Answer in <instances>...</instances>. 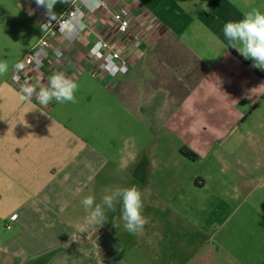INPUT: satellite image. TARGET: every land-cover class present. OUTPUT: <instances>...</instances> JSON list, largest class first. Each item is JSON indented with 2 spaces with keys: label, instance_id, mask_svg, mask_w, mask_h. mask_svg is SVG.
Masks as SVG:
<instances>
[{
  "label": "crops",
  "instance_id": "1",
  "mask_svg": "<svg viewBox=\"0 0 264 264\" xmlns=\"http://www.w3.org/2000/svg\"><path fill=\"white\" fill-rule=\"evenodd\" d=\"M120 4L154 24L133 25L143 37L127 73L94 75L89 47L109 21L104 13ZM253 8L264 12V0H110L65 45L71 58L48 61L22 88L11 71L41 28L24 12L0 18L8 66L0 75V264H264V69L242 61L223 35L225 22ZM10 23L25 30L10 38ZM55 72L78 84L75 103L24 98ZM103 92L116 104V130L144 139L88 140L86 118L104 109ZM132 186L147 220L140 234L125 230L120 203L104 224L87 220L84 197L99 203L105 188Z\"/></svg>",
  "mask_w": 264,
  "mask_h": 264
},
{
  "label": "built area",
  "instance_id": "2",
  "mask_svg": "<svg viewBox=\"0 0 264 264\" xmlns=\"http://www.w3.org/2000/svg\"><path fill=\"white\" fill-rule=\"evenodd\" d=\"M109 1L68 0L61 13L48 15L45 7L31 0V7L26 11L38 21L42 35L14 65L10 76L12 84L17 88L29 86L48 61L59 63L69 60L71 57L65 45H72L81 34L88 31L89 17L97 10L107 8ZM109 13L108 25L96 33L89 47V55L94 75L116 77L129 71L130 50L138 48L142 41L143 34L136 31L133 25L137 23L146 30L154 22L149 13H137L125 4L110 8ZM34 98L37 104L45 106L39 102L37 95ZM13 218L15 215L11 216Z\"/></svg>",
  "mask_w": 264,
  "mask_h": 264
},
{
  "label": "clouds",
  "instance_id": "3",
  "mask_svg": "<svg viewBox=\"0 0 264 264\" xmlns=\"http://www.w3.org/2000/svg\"><path fill=\"white\" fill-rule=\"evenodd\" d=\"M57 2L58 0H36L38 6L47 9L48 15L53 13L52 10ZM63 2H68V0H63ZM223 35L228 42V46L237 49L246 59L253 60L254 67L264 69V12L253 8L244 13L242 19L225 22ZM7 71V64L0 62V75L5 74ZM77 89L78 84L71 78L63 72H55L50 76L47 86L41 87L38 92L32 87L25 88L24 98L27 99L35 93L39 102L45 106L52 101L75 103ZM117 203L122 205L121 219L124 222L125 230L130 234H140L147 220L143 215L142 192L136 186L115 189L105 188L104 195L99 203L96 202L93 196H86L81 201L88 213L87 220L94 225L104 224L107 219L106 210L115 211Z\"/></svg>",
  "mask_w": 264,
  "mask_h": 264
},
{
  "label": "rangeland",
  "instance_id": "4",
  "mask_svg": "<svg viewBox=\"0 0 264 264\" xmlns=\"http://www.w3.org/2000/svg\"><path fill=\"white\" fill-rule=\"evenodd\" d=\"M30 7H31V0H0V18L3 16L11 17L14 16V14L17 15L23 12L27 15L28 14L30 15V13L26 11V9ZM65 7H66V2H63V0H58L52 11L53 13L57 14L60 11L64 10ZM103 17L110 18V13L109 12L104 13ZM21 25L22 24L19 23L9 24L7 28V33L10 38L15 37L21 30H25V28L21 27ZM103 25L106 26L108 24H103ZM91 27L93 28V25H91ZM164 41L166 42L167 45L172 46V44H174V40L170 37H167ZM173 57L174 56L168 57L165 53L163 59L164 61H166L167 59L170 60L174 65H176L178 62L179 63L181 62L180 60H176ZM0 62L6 64V59L3 55H0ZM180 64H178L177 66H180ZM181 82L179 83L170 82L169 85L170 91L173 92L174 90L179 89L178 85ZM106 93L107 92L98 94V97L100 99V104L99 106H97L98 107L97 109H100L101 108L100 106H104V109H101V111L97 113V116L93 115L94 110L90 109L89 110L90 113H88L90 115L89 116L87 115L88 117L86 118V133H87L86 137L88 138V140H90L94 144H99L104 146L108 144L110 145L113 144L116 146V144L123 145L124 143L127 142L134 143L135 141L139 142L141 139H144V136H141L140 133L138 132L133 133L132 131H130L125 127L116 130V104L111 103L112 100L108 98L107 96L108 93L107 94ZM114 94H116V89L114 90ZM107 153L110 152L107 151ZM3 233L5 234L4 227H2V230H0V237L2 236L4 238L5 235ZM9 233H11V231H8V234Z\"/></svg>",
  "mask_w": 264,
  "mask_h": 264
},
{
  "label": "trees",
  "instance_id": "5",
  "mask_svg": "<svg viewBox=\"0 0 264 264\" xmlns=\"http://www.w3.org/2000/svg\"><path fill=\"white\" fill-rule=\"evenodd\" d=\"M236 55L242 60L244 61L245 63H247L249 66L253 67L252 64H250L248 62V60H246L242 55L238 54L237 52H235ZM183 153L188 156V157H191V158H195L196 157V153L193 152L192 150L188 149V148H184L183 150Z\"/></svg>",
  "mask_w": 264,
  "mask_h": 264
}]
</instances>
